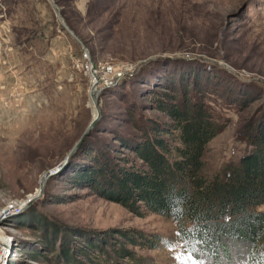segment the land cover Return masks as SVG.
<instances>
[{"label":"rangeland","instance_id":"374dc122","mask_svg":"<svg viewBox=\"0 0 264 264\" xmlns=\"http://www.w3.org/2000/svg\"><path fill=\"white\" fill-rule=\"evenodd\" d=\"M62 1L0 0V252L6 264H67L59 259L65 247L76 264H90L86 244L106 233L116 242L118 230L171 240L158 250L135 249L152 264H198L173 221L136 216L70 178L87 147L114 144L121 151L115 135L132 132L133 113L162 117L144 97L146 81H161L183 62L206 66L213 80L207 95L228 121L207 147L205 172L237 162L248 148L247 122L264 114V0ZM84 54L96 65L124 70L96 89L100 115L80 68Z\"/></svg>","mask_w":264,"mask_h":264},{"label":"trees","instance_id":"16d2710c","mask_svg":"<svg viewBox=\"0 0 264 264\" xmlns=\"http://www.w3.org/2000/svg\"><path fill=\"white\" fill-rule=\"evenodd\" d=\"M176 66L161 81L149 79L144 87L151 109L162 117L133 113L132 132L115 135L121 151L114 144L107 150L87 147L70 179L136 216L153 214L173 221L179 241L198 264H264V210L259 209L264 206V114L247 122L248 148L240 159L207 174V147L228 121L207 95L213 80L206 66ZM115 233L116 242L108 239L114 234L106 233L86 244L93 253L85 254L90 264H152L135 249L172 244L140 231ZM50 249L55 254L53 245ZM60 258L76 264L67 247Z\"/></svg>","mask_w":264,"mask_h":264},{"label":"built area","instance_id":"2783aa9c","mask_svg":"<svg viewBox=\"0 0 264 264\" xmlns=\"http://www.w3.org/2000/svg\"><path fill=\"white\" fill-rule=\"evenodd\" d=\"M80 63V68L89 76L91 85H96V89L101 85V89L103 90L107 84L124 75V70L121 68L119 69L109 64H94L88 57V54H84L83 60ZM96 91L100 92L99 90ZM0 264H6V257L2 252H0Z\"/></svg>","mask_w":264,"mask_h":264},{"label":"water","instance_id":"95a60500","mask_svg":"<svg viewBox=\"0 0 264 264\" xmlns=\"http://www.w3.org/2000/svg\"><path fill=\"white\" fill-rule=\"evenodd\" d=\"M54 1H55V0H52V2H54ZM54 7L58 10V12H60V8H59L56 4H54ZM66 27H67V26H66ZM67 29H68V30L74 35V33L69 29V27H67ZM74 36H75V35H74ZM82 44H83V47H84L85 51L88 52L86 45H84V43H82ZM91 98H92V100H93V102H94V104H95V106H96V108H97L98 114L100 115V111L98 110V100H97V95H96V85H94V86L92 87V89H91ZM95 124H96V121L91 122V124L89 125V127H88L87 131L85 132L83 138L81 139V141H80L77 145L81 144V143L84 141L86 135H88V133L90 132V130L94 128ZM77 147H78V146H77ZM58 169H59V167L55 168L54 170L50 171L49 173H47V174L45 175V181H44V183H43L42 186H41L40 192H41V191L43 190V188L45 187L46 181H47L50 177H52V176L58 171Z\"/></svg>","mask_w":264,"mask_h":264},{"label":"bare ground","instance_id":"6f19581e","mask_svg":"<svg viewBox=\"0 0 264 264\" xmlns=\"http://www.w3.org/2000/svg\"><path fill=\"white\" fill-rule=\"evenodd\" d=\"M45 179V178H44Z\"/></svg>","mask_w":264,"mask_h":264}]
</instances>
